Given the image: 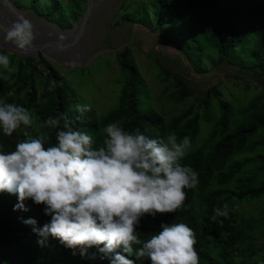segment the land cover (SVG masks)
Masks as SVG:
<instances>
[{"label": "trees", "instance_id": "1", "mask_svg": "<svg viewBox=\"0 0 264 264\" xmlns=\"http://www.w3.org/2000/svg\"><path fill=\"white\" fill-rule=\"evenodd\" d=\"M27 1L45 21L70 24L71 18L81 16L86 0ZM115 17H119L115 23L143 25L172 43L182 57L181 63L185 65V60L198 73L207 66L252 71L258 84L235 77L228 81L246 91L253 88L255 94L236 109L231 101L238 100L223 88L222 80L193 91L161 60L162 54L152 51L159 78L168 81L160 96H166L170 105L169 111L156 109L149 92L142 91L145 83L130 61L127 46L114 52L123 76L116 107L104 115L93 110L78 113L75 105L79 100L67 90V80L58 78L51 61L42 55L39 60L23 59L0 49L15 69L9 76L0 69L4 77L0 78V102L29 109L34 125L27 131L33 136L46 135L48 144L55 143L57 129L44 122L60 113L91 134L97 145L102 143L101 130L111 122L127 130L139 128L151 137L170 132L178 139L187 136L190 148L182 163L198 172L199 182L195 188L185 189L184 204L175 213L144 215L137 229L139 237L147 239L162 223H185L195 233L199 264H260L264 261V203L257 215L246 208L264 199V0H123ZM206 130L208 135L200 141V133ZM24 131L21 127L11 136L0 133V145L5 151L14 150ZM18 202L17 195L0 192V264H109L95 247L81 257L78 251L73 255V250L58 239L33 233L23 219L34 218L37 227H42L50 217L44 214L43 205L31 199L23 201L27 211H14ZM225 203L228 217L212 221L213 209Z\"/></svg>", "mask_w": 264, "mask_h": 264}, {"label": "clouds", "instance_id": "2", "mask_svg": "<svg viewBox=\"0 0 264 264\" xmlns=\"http://www.w3.org/2000/svg\"><path fill=\"white\" fill-rule=\"evenodd\" d=\"M0 32V49L11 44L22 53L33 47L37 35L33 22L22 13L10 24H0ZM66 40L63 33L56 35L58 50H64ZM0 69L15 70L2 50ZM75 111L90 112L92 106L77 103ZM44 123L57 129L53 144L47 143L46 135L27 131L34 125L29 109L0 102V133L11 136L25 129L14 150L5 151L0 145V192L17 195L14 211H27L23 201L31 199L43 205L50 217L42 227L34 218L22 223L44 239H58L73 255L78 251L84 257L95 247L109 264H143L145 260L148 264H199L195 233L187 224L162 223L147 239H141L137 231L144 215L175 213L184 204L185 189L197 186L198 172L182 163L190 148L187 136L178 139L170 132L151 137L139 128L127 130L111 122L101 130L102 143L97 145L65 113L49 116ZM228 215L225 203L213 209L210 219Z\"/></svg>", "mask_w": 264, "mask_h": 264}, {"label": "rangeland", "instance_id": "3", "mask_svg": "<svg viewBox=\"0 0 264 264\" xmlns=\"http://www.w3.org/2000/svg\"><path fill=\"white\" fill-rule=\"evenodd\" d=\"M61 1L64 2L66 0ZM122 2L123 0H102L95 7L90 25H87L80 37H78L79 42L76 44L75 55L79 63H87V65H90L89 68H68L52 62L55 70L59 73L58 78L62 81L64 79L65 81L67 80V90L72 91L74 97L81 104H90L92 110L98 115H104L116 107L122 88L123 76L119 70L114 52L98 55L92 62H90V59L101 49H114L122 43L128 42L134 27H139L138 25H132L128 21L115 23L116 20H119V17L116 18L115 14ZM85 7L86 1L83 3V8L85 9ZM0 11V16L3 20H5V17L8 19L15 18L17 13L24 14L33 22L35 30L38 32L46 31L49 27H53V25L61 29H66L73 26L76 21L71 18L70 24L58 20L49 23L42 17L37 16L29 8L27 0H3V2H0ZM61 18H64L63 15ZM0 24L3 23L0 22ZM139 30L133 42L126 44L122 49L127 46L129 47L130 61L136 66L138 73L146 85L143 84L142 91L146 94L149 92L154 108L158 109L163 107L165 111H169L168 108H170V105L167 103L168 98L166 96H160V92L168 81L166 82L159 78V70L154 68L152 51L162 54L161 60L169 64L173 72L183 77L193 91L205 90L207 87L217 84L222 80L223 88L229 89L232 93L231 95L238 100L237 102L231 101L236 109L242 107L255 94L253 88H249L246 91L242 85L235 86L228 81V79L235 77L244 81V83L258 84L252 71L239 68H226L224 66H207L208 69L206 71L198 73L185 60H183L185 65L181 63L182 57L178 56V51L176 52L173 47L162 45L158 39L148 35L145 30L141 28ZM13 47L11 46V49H14ZM7 53L11 54L9 52ZM23 54H25L23 55V59L33 57L35 60H39L37 55L34 53L29 54V51ZM11 73L6 72L5 76H9ZM227 98L230 99L229 97ZM207 135V130L201 132L198 139L202 140ZM263 203L264 199H261L249 205L246 210L257 215ZM240 215L242 216L243 212Z\"/></svg>", "mask_w": 264, "mask_h": 264}, {"label": "water", "instance_id": "4", "mask_svg": "<svg viewBox=\"0 0 264 264\" xmlns=\"http://www.w3.org/2000/svg\"><path fill=\"white\" fill-rule=\"evenodd\" d=\"M102 0H86V7L81 14V16L74 22L73 26L61 29L55 25L53 27H49L46 31H36V39L34 41L33 47L29 50V54L34 53L35 55L39 56L42 55L45 59L57 63L59 66L68 67V68H75V67H84L88 66L86 64H81L78 61L76 53V44L79 42L78 37H80L81 33L85 30L87 25H90L91 19L93 17V14L95 12V7L101 2ZM1 13V11H0ZM4 18V17H3ZM3 20L0 16V22L3 24H10L11 21L15 18H4ZM139 27L133 29L132 34L130 36V39L126 43H122L120 46L114 48V49H101L96 54L93 55V57L90 59V62H92L98 55L106 54L109 52H116L118 50H121L126 44H130L133 42V40L136 37L137 31H140L139 29L145 30V32L150 35L151 37H154L160 41L162 45L173 47L176 50V47L165 41L163 38H161L159 35L152 33L149 31L145 26L137 24ZM50 33L52 35H50ZM59 33H63L67 40L65 41V48L63 51L58 50L57 43H56V35ZM3 43V34L0 32V44ZM10 45V46H9ZM11 44H5L3 45L2 50H5L11 54L18 55L20 58H23L25 54L22 52H19L15 47L14 49H11Z\"/></svg>", "mask_w": 264, "mask_h": 264}, {"label": "built area", "instance_id": "5", "mask_svg": "<svg viewBox=\"0 0 264 264\" xmlns=\"http://www.w3.org/2000/svg\"><path fill=\"white\" fill-rule=\"evenodd\" d=\"M40 68H41V70H44V68L43 67H41V66H39Z\"/></svg>", "mask_w": 264, "mask_h": 264}]
</instances>
